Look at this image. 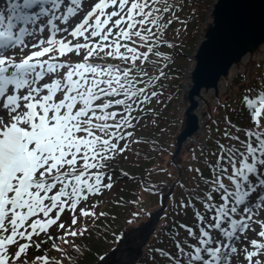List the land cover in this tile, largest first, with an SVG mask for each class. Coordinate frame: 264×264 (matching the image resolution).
<instances>
[{
	"label": "snow or ice",
	"instance_id": "1",
	"mask_svg": "<svg viewBox=\"0 0 264 264\" xmlns=\"http://www.w3.org/2000/svg\"><path fill=\"white\" fill-rule=\"evenodd\" d=\"M218 6L219 0H0V264H78L90 249L76 241L89 240L109 217L98 211L104 194L122 178L138 179L123 162L138 163L144 151L150 163L149 152L157 150L171 159L139 178V190L156 196L165 212L157 237L164 246L151 247L145 264H264V47L259 59L238 58L224 83L226 99L217 91L196 100L187 83L174 84L169 75L192 26L200 24L201 47L211 31L223 30L226 43L242 35V15L221 21L211 10ZM238 79L233 107L227 101ZM173 101L175 114L161 115ZM196 108L207 130L187 142L186 164L170 171L175 149L165 147L160 122L186 124ZM156 128L160 139L139 135ZM144 203L143 195L109 199L138 209L126 218L120 243L146 227L137 225L153 215ZM189 213L190 222L177 219ZM95 264H111L109 252Z\"/></svg>",
	"mask_w": 264,
	"mask_h": 264
},
{
	"label": "water",
	"instance_id": "2",
	"mask_svg": "<svg viewBox=\"0 0 264 264\" xmlns=\"http://www.w3.org/2000/svg\"><path fill=\"white\" fill-rule=\"evenodd\" d=\"M211 10L221 21L234 13H239L244 18L246 26L242 35L231 43L225 42L223 30L208 32L209 39L202 47L204 37L200 32L197 45L189 55L190 63L184 77V83L188 84L196 100L200 97L209 99L217 91L224 98V83L231 76L233 66L238 63V58L240 60H246L249 57L259 59L260 49L264 47V0H247L242 5L232 3L231 0H219V6ZM204 31L206 33V26ZM192 114L196 116L195 120H188L186 124H178L174 140L178 141L179 146L173 143L170 150L172 152L175 149V162L172 166L174 171L176 163L183 166V154L187 142L197 140L198 135L203 134L206 127V118L203 117L200 108L194 109ZM211 115L214 118V111ZM181 119H184L183 115ZM180 136L184 139L180 140ZM150 212L153 215L147 216L146 220L138 225V227L141 225H146V227H140L139 232L130 234L123 243L119 242L118 246L109 252L111 264H134L144 254L151 237L157 232L165 215L160 207ZM141 244H143L142 247ZM132 245L133 247L130 248Z\"/></svg>",
	"mask_w": 264,
	"mask_h": 264
},
{
	"label": "rangeland",
	"instance_id": "3",
	"mask_svg": "<svg viewBox=\"0 0 264 264\" xmlns=\"http://www.w3.org/2000/svg\"><path fill=\"white\" fill-rule=\"evenodd\" d=\"M187 12V9L185 10V13L186 14ZM184 14H181V15H184ZM203 15H204V11L201 13V23L203 22ZM199 26V27H198ZM195 29H198L196 33H194ZM199 31H200V24H196L194 26H192L191 28V35L190 37L184 42V46L181 48L183 49V53H181V57L178 56V58L176 59V63L174 65V68H173V71L172 73L174 74L175 77H177V79H175L174 81H172V83L174 84H181L182 81H183V70L185 71L186 68H187V65L189 63V59H188V54H191V52L193 51V49L195 48L196 46V43H197V39H198V35H199ZM181 40H184V36L182 35ZM261 64H264V60H261L260 61ZM257 72L260 71V69H257L256 70ZM239 83V79L233 83L232 85V88H231V96H232V99L231 100H228L227 102L229 104H232V106H236L235 105V101L238 99V91H237V87H236V84ZM251 83V81H250ZM180 92H176V95L177 96H180ZM235 98V99H234ZM224 99H226L224 97ZM176 107V102L173 101V103L168 107L167 111H165L163 108H160L159 109V112L161 113V115L163 116H167V115H174V109ZM225 114H228L230 116V118L232 117H236L237 115H233L231 114L230 112L229 113H224V110H221V112L219 113V116H223ZM214 118H218L217 116V113L214 111ZM150 117H146V122L150 123ZM221 125H223V123H221ZM220 125V126H221ZM160 127L161 128H165L166 127V131L163 133V141H164V144L166 145H171L173 143V139H174V136H175V132H174V129H173V124L171 123H168L166 126L164 125V123L161 121L160 122ZM206 127H205V130L206 131ZM176 131H177V128H176ZM139 135L141 136H153L154 138L156 139H160L161 138V132L158 128L156 129H149L148 131H142L139 133ZM215 135V134H213ZM201 137V135L198 137L197 140H199ZM168 146V147H169ZM170 149V147H169ZM158 152V150L156 151ZM152 152H149V154H151ZM143 154L144 151L141 152V157L142 159L139 162H141L143 160ZM168 156V154H167ZM187 158H188V153L187 151L185 150L184 151V154H183V166L186 164V161H187ZM168 161V160H167ZM134 164H137V163H129V162H123V167L125 168L126 171L132 173L133 172V169H134ZM186 172V170H185ZM185 172H184V175H185ZM165 183L169 184L170 181H172L171 179L169 178H165V180H163ZM128 189V191H127ZM164 190H167V188H164ZM177 191H180L179 190V186L175 189ZM135 190L134 188L132 189L131 185H129V181H124V180H121V183H119L113 190L111 193H107L106 192V196L103 197V203L102 205L100 206V208L98 209V211H104L105 210V206H110L112 207V204H109V199L111 198L112 200H116L118 197H121V196H124L125 199H127L128 197L130 199L132 198H135L137 197L136 194H134ZM178 198H179V195H178ZM155 200H157V197L155 198ZM146 206H148L146 204ZM171 208L169 207L167 209L168 212H171L170 210ZM118 211V209H117ZM129 215V214H128ZM145 217V216H144ZM144 217L141 220L144 219ZM126 218V216H125ZM124 218V219H125ZM178 220H181L183 222H190L191 221V213H189V217H188V220H184L183 217H177ZM163 221V220H162ZM160 222L161 223V227L159 229V232H158V235H161V232L163 230L162 226L164 225V221L163 222ZM106 224V223H105ZM156 239V236L154 237L153 241L156 243L155 241ZM165 239L168 241L167 237H165ZM153 241L151 242L150 246H149V249L153 246ZM87 248L90 249V251H88L87 253H82L79 257H78V264H87L88 262H91V261H94L96 259V256L99 255L101 252H103L104 250H107L109 247H111V244L108 243V245L106 246L105 243H104V240L103 238H93L92 239V242L89 243L87 246H85ZM74 256H77L76 253H73ZM66 264H68V262H66Z\"/></svg>",
	"mask_w": 264,
	"mask_h": 264
},
{
	"label": "trees",
	"instance_id": "4",
	"mask_svg": "<svg viewBox=\"0 0 264 264\" xmlns=\"http://www.w3.org/2000/svg\"><path fill=\"white\" fill-rule=\"evenodd\" d=\"M211 2H212V0H208V3L209 4H211ZM206 8H207V6L205 5V9L204 10H206ZM204 10H202V12L204 11ZM201 12V13H202ZM174 28L175 27H178V25H174L173 26ZM199 27V26H198ZM197 30L198 29H195L194 31V33H196L197 32ZM183 35V34H182ZM181 35V36H182ZM169 38H171V35H169ZM186 44V43H185ZM184 44V45H185ZM183 45V46H184ZM183 50L181 49V48H178V52L180 53V57H181V52H182ZM178 58V56L176 57V59ZM175 65V64H174ZM174 65H173V68H174ZM169 75L170 76H173L174 74L172 73V72H170L169 73ZM235 99V98H234ZM234 107V106H233ZM224 113H225V111H224ZM173 115L171 114V115H167V117H169V118H171ZM232 120H233V122H238V116H234V117H232L231 118ZM163 123H164V125L166 126L167 124H166V122H164V121H162ZM222 129H223V127H224V125H221L220 126ZM176 128H177V124H173V129H174V132L176 131ZM213 138H215V135H213ZM169 145H166L165 144V147H168ZM168 149H169V147H168ZM144 155L145 154H143V157H144ZM149 156L151 157V162L149 163V161H148V159L147 158H143V160H142V162H141V164L139 165V166H134V169H133V172L135 173V175L137 176V181L136 182H131V184H132V189L134 188V190H135V192H134V194H136V196L137 195H142L141 193H140V185H139V178H145L146 177V172L148 171V170H151L153 167H155L156 165H160V166H165V162H166V159H167V153H165L163 156H161V155H159L158 154V152H152L151 154H149ZM188 175H189V173L186 171L185 172V175H184V179H185V181H187V178H188ZM165 178L167 179V177H165V176H155V177H153V179L154 180H157V181H163V180H165ZM127 191H128V189H127ZM177 198H178V195H179V191H177ZM104 196H106V193L104 194ZM103 196V197H104ZM121 197H123V199L125 200V201H130V200H135L137 197H135V198H132V199H130L129 197L127 198V199H125L124 198V196H121ZM121 197H118V198H121ZM117 198V199H118ZM144 201H145V203H144V207L147 209V208H149L150 207V205H151V202L150 201H147L146 199H144ZM146 204L148 205V206H146ZM117 209H118V211H117ZM136 210H138V209H136V208H134V207H132V206H126V207H124V208H120V207H118V206H114V205H112V207H110V206H105V210L104 211H107L108 213H109V217H108V219H106V220H102L103 222H104V224L105 223H107L106 225H108V227H109V225H110V227H113L115 224H117V223H119L126 215H128L131 211H136ZM171 210V209H170ZM112 216H117V219H115V220H113L112 219ZM108 227H105V226H103V231L102 232H100L99 233V235H98V237L97 238H103V239H109V235L108 234H111L112 233V231L114 230V228H108ZM158 236H160V235H158ZM157 236V237H158ZM157 237H156V239H155V241H156V243L153 241V246H156V247H163L162 245H160V244H158L157 243ZM92 241H90V242H87L86 243V241H84V243H86L85 245L87 246L89 243H91ZM152 246V247H153ZM149 252V251H148ZM147 259H148V254H147V256L143 259V261L140 263V264H145V262L147 261Z\"/></svg>",
	"mask_w": 264,
	"mask_h": 264
}]
</instances>
